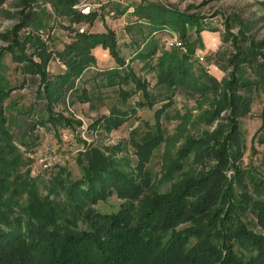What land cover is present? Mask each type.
<instances>
[{
    "label": "trees",
    "instance_id": "trees-1",
    "mask_svg": "<svg viewBox=\"0 0 264 264\" xmlns=\"http://www.w3.org/2000/svg\"><path fill=\"white\" fill-rule=\"evenodd\" d=\"M77 3L78 0H60L61 12L65 6L71 9ZM59 6L54 5V9ZM70 11L72 21L90 22L97 16L94 9L88 14L79 9ZM142 13L153 27L160 26L164 16L179 17L182 26L199 22L197 14L176 15L158 5H149ZM22 25L11 32L9 51L27 78L10 90H5L0 81V264H264V181L255 183L249 192L245 183L249 173L240 165L244 146L238 122L250 111V97L243 91L248 87L264 90V57L253 65L251 56L238 52L230 60L231 65L247 62L258 76L254 80L237 74L238 67L232 69L226 82L217 81L202 68L193 72L191 55L176 49L157 56V81L150 91L148 84L130 73L131 82L145 99L137 104L141 108L160 103L166 107L175 90L194 100L197 109L204 108L201 119L210 128L199 136L186 137L180 148L182 158L193 153L196 168L184 174L168 192L144 196L145 185L119 171L97 147H91L80 155L86 173L73 181L63 173L42 195L16 143L25 147L24 135L35 130L37 124L70 125L69 120L53 112L57 101L52 99L53 88L62 89L60 95L74 88V81L95 64L92 48L99 44L108 48L117 63L122 62V56L114 30L76 32L74 40L59 52L66 71L53 77L46 70L50 53L43 43L35 45L39 62L25 54L24 44L29 39L22 40L17 34ZM131 41L135 43L131 51L135 58H147L157 52L151 40L140 41L136 33H131ZM258 45L263 46L264 41ZM254 47L249 46V55L257 50ZM219 67L224 72L228 70L226 66ZM90 74L106 79L108 86L116 79L126 84L128 76L106 69H94ZM24 84L35 88L45 103L37 105L41 106L38 122L27 121L22 136L15 139L7 127L4 101ZM124 95L123 101L131 94ZM159 113L157 110L155 116ZM105 121L106 128L121 124L118 115ZM160 140L157 133L142 135L140 141L134 142L138 155L147 156ZM35 147L25 148L33 151ZM112 192L127 201L115 213L95 210L97 201ZM134 201L141 202L137 210ZM247 212L254 216L263 233L247 227L242 220Z\"/></svg>",
    "mask_w": 264,
    "mask_h": 264
},
{
    "label": "rangeland",
    "instance_id": "rangeland-1",
    "mask_svg": "<svg viewBox=\"0 0 264 264\" xmlns=\"http://www.w3.org/2000/svg\"><path fill=\"white\" fill-rule=\"evenodd\" d=\"M58 3L59 9H54V5ZM81 4L89 5L90 10L94 9L97 14L94 20L72 21L73 12L70 10L79 9ZM149 5H158L176 15L180 12L197 14L199 22L196 25L186 23L182 26L179 17L171 19L164 16L160 26L153 27L142 13ZM62 6L60 0H0V81L5 90L22 85L27 78L22 74L19 64L13 62L9 51L11 32L21 24L23 25L17 34L22 40L29 39L24 44L25 54L39 62L35 45L43 43L50 53L46 70L53 77L66 71L59 52L74 40L76 32L85 30H114L122 62L117 63L108 48L96 45L94 48H100L97 57L94 48L91 51L95 64L85 69L74 81L71 91L60 95L62 89L54 86L52 99L57 101L52 106L53 112L69 120L70 125L51 126L46 123L45 127H41L37 124L35 130L24 135L26 146L32 148L37 145L34 152L16 143L19 152L27 161L30 176L37 179L40 193L46 195L47 188H51L63 173L71 181L86 173V164L80 162V155L86 149L97 147L95 149L112 160L119 171L145 185L144 196L152 192H168L184 174L196 168L193 164V153L182 158L180 148L184 146L186 137L199 136L210 128L201 119L204 108L197 109L194 100L186 98L180 90H175L171 102L165 103L166 107L160 103L141 108L137 104L145 102V99L142 91H137L131 82L130 73L141 83L148 84L147 89L150 91L157 81V56L165 50L176 49L169 45L170 40L176 39L185 48L176 50L191 55L193 72L198 73L202 68L211 76L213 72L217 81L226 82L232 69L238 67L237 74L241 73L250 80L258 79L247 62L231 65L230 60L238 52H242L241 56H251L253 65L262 62L264 45L257 44L264 41V0H78L71 9H66L65 6V13L61 12ZM202 30L218 36V42L213 49L203 50L205 47L199 35ZM131 33H136L140 41L151 40L157 52L136 60L131 53L135 44L131 41ZM249 46L257 48L252 55H249ZM14 49L19 53L18 48ZM100 52H105L115 62L114 66L106 70H115L121 77L128 75L129 78L124 80L126 84H120V80L116 79L112 86H108L106 79L90 74V71L100 66V60H103ZM215 58L218 59L217 64ZM212 64L216 69L211 71L209 65ZM220 65L226 66L227 72L222 71ZM124 93L131 94L125 101ZM243 93L250 97L251 102L249 113L238 120L244 146V154L239 164L249 173L245 183L251 192L255 183L264 181V90L248 87ZM43 103L45 100L37 96L36 89L28 87L27 84H24V88L10 93L4 101L5 117L7 127L15 139L22 136L27 121L38 122L41 106L37 105ZM157 110L160 113L155 116ZM117 115L121 118V124L106 128L105 120ZM155 133L161 138L160 142L147 156L138 155L134 142L140 141L142 135ZM45 147L55 150L57 162L50 169L42 171L40 167H36L35 159ZM227 174L231 175L230 172ZM126 201L127 199L119 198L116 192H112L105 199L98 200L93 207L100 213H115ZM21 203L25 204V197ZM140 203L134 201L136 210ZM242 220L249 229L263 233L250 212L244 214ZM236 251L246 255L240 249Z\"/></svg>",
    "mask_w": 264,
    "mask_h": 264
},
{
    "label": "built area",
    "instance_id": "built-area-1",
    "mask_svg": "<svg viewBox=\"0 0 264 264\" xmlns=\"http://www.w3.org/2000/svg\"><path fill=\"white\" fill-rule=\"evenodd\" d=\"M79 10L82 14H88L90 12V6L81 4L79 6ZM169 45L176 49L185 50L181 42L176 39L170 40ZM32 157L33 156H31V158ZM35 160H36V167H40L42 171L48 170L57 162L55 150L49 147H45L44 151L40 155H38Z\"/></svg>",
    "mask_w": 264,
    "mask_h": 264
},
{
    "label": "crops",
    "instance_id": "crops-1",
    "mask_svg": "<svg viewBox=\"0 0 264 264\" xmlns=\"http://www.w3.org/2000/svg\"><path fill=\"white\" fill-rule=\"evenodd\" d=\"M98 30V29H97ZM98 31H101V30H98ZM202 38V42L204 44V49L203 50H206L208 51L209 48L213 49L214 46L217 44V40H218V36L214 35V33H209L208 31L206 30H202L200 31V34H199ZM96 57H97V52L100 51V48H94L93 49ZM100 54L102 55V59L103 60H100V66L96 69H102V70H105V69H109L111 68L112 66L115 65V62L112 58H110L109 56H106L105 52H100ZM137 60V58H136ZM209 69L212 71L213 69H216V66L215 65H209ZM212 76L216 79L217 77L214 75V73L212 72Z\"/></svg>",
    "mask_w": 264,
    "mask_h": 264
}]
</instances>
